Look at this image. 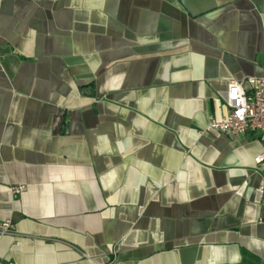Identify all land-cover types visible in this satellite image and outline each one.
Wrapping results in <instances>:
<instances>
[{
  "label": "crops",
  "instance_id": "0c3cea01",
  "mask_svg": "<svg viewBox=\"0 0 264 264\" xmlns=\"http://www.w3.org/2000/svg\"><path fill=\"white\" fill-rule=\"evenodd\" d=\"M263 52L264 0H0V263L264 264L262 143L209 126Z\"/></svg>",
  "mask_w": 264,
  "mask_h": 264
},
{
  "label": "built area",
  "instance_id": "2783aa9c",
  "mask_svg": "<svg viewBox=\"0 0 264 264\" xmlns=\"http://www.w3.org/2000/svg\"><path fill=\"white\" fill-rule=\"evenodd\" d=\"M224 100L229 112L222 119H211L210 128L226 136L256 134L257 139L262 143V151L254 158V163L259 170L264 172V77H248L231 81ZM23 190V186L11 187L13 194H20ZM12 229V221L5 220L1 225L0 236L9 233Z\"/></svg>",
  "mask_w": 264,
  "mask_h": 264
}]
</instances>
